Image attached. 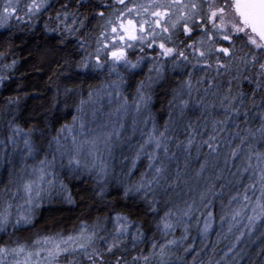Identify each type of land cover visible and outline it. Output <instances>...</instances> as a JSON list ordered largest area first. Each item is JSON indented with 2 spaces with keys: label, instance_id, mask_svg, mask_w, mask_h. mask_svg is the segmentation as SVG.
Listing matches in <instances>:
<instances>
[{
  "label": "snow or ice",
  "instance_id": "6c2138e0",
  "mask_svg": "<svg viewBox=\"0 0 264 264\" xmlns=\"http://www.w3.org/2000/svg\"><path fill=\"white\" fill-rule=\"evenodd\" d=\"M53 11L55 14L49 15V21L55 22L56 27L45 23V28L50 32H60L62 37L64 34L77 36L79 33L77 39L81 41L82 49L88 43L86 39H82L87 31V24L92 21L99 24L94 51L84 55L77 67L94 71L107 69L110 75L114 73L116 80L107 87L118 94L125 82L122 71L132 73L140 68L149 55L146 49L153 50L149 76L136 89L137 113L148 108L152 99V86L163 78L167 63L173 69L192 64L194 69L201 66L202 71L214 70L216 77H230L226 84L217 83L213 77L204 88L205 97L210 94L218 98L217 102L207 101L204 97L196 101L201 109V116L205 117V132H198L191 121L187 122L185 131L189 134L175 143L176 151H170L171 141L177 138L169 135V126L158 131L153 124L152 131L139 146L136 155V159L141 154L148 156L149 171L142 174L134 187L145 199L162 187V181L172 188L182 176L177 167L175 180L169 183V166L178 159V153L184 154V169L187 170L188 158L193 151L199 159L202 150L207 147L208 151L204 153L203 162L196 172L197 177L202 176L209 167L214 166L213 161L220 158L222 133L229 129L231 122L236 131L230 136L229 144L237 139L239 143L231 147L225 157V166L229 160L235 161L240 157L245 162L237 172L242 178L245 173H251L248 177L249 184L242 192L231 197L227 212L220 217L221 225L226 223L229 233L233 229L238 231L234 242L222 257L226 259L234 254V259L239 255L235 249L242 238L245 235L252 238L258 223L264 227V152L257 149V145L264 142V0H26L23 8L20 7L19 0H6L0 5V27H6L12 19L21 20V14L31 21L34 17ZM130 49L133 52L138 50L141 55L135 60L131 59ZM222 56L227 57V60H223ZM245 80L254 84L255 88L244 91ZM200 83L201 81H197V84ZM101 91H90L89 99ZM192 91L193 84L189 74V79L178 86L170 101V107L181 117L189 108ZM84 105L85 101L82 100L77 116L73 117V128L78 122L79 129L78 134L72 133L70 146L62 143V140H68L64 133L72 131L67 125L52 138L49 146L53 142L56 144V153H59L61 162L67 156L71 170L79 171L81 167L94 170L98 180H106L110 174L112 149L119 141L124 127L119 118L121 110L127 113L126 98L125 103L116 109V122L99 128L89 129L88 113ZM217 106L222 109V119L216 118L211 111ZM111 115L110 113L109 116ZM208 116L212 117L211 131H208ZM92 118L94 122L95 110ZM252 119H259V125L251 126ZM169 122H173L171 116ZM241 124L244 125L243 128L240 127ZM10 127L12 135L8 139L13 152H16L18 146L16 137H21L25 151L19 153L21 175L15 171V163L8 158L7 145L0 141L4 161L13 168L9 173L11 187L0 189L4 193V198L0 201V233L8 236L7 241L0 240V264H175L173 257L188 240L189 221L197 212L204 217L203 226L199 228L202 239L207 241L212 233L215 217L209 207L212 199L218 195L214 191V183L198 194L199 205L196 199H192L191 202L184 201L183 207L174 206L167 210L155 226L160 238L153 235L150 250L147 253L139 251L131 256V260L124 253L129 248L136 249L147 238L142 230L143 226L135 224L122 213H116L112 218L114 230L106 235L102 234L106 231L104 222L98 218L93 225L84 223L72 233L45 232L37 234L31 242L19 238L13 240L12 237L17 232L35 226L36 210L46 198L52 199L58 187L62 189L64 186L57 178L55 154L51 159L45 156L38 166L31 167V171H28V159L34 158L37 151L32 139V133L36 129L25 132L19 126ZM85 152L92 157L91 162L84 158ZM242 152L244 154L241 157ZM130 190H125V196ZM20 193L23 195H19ZM100 194L103 195L102 188ZM67 199L69 203L72 202L70 197ZM18 200L23 203H18ZM156 204L153 195L150 201L152 211H156ZM200 223L197 219L198 227ZM181 227L183 232L177 237L176 229ZM219 235L217 233L218 238ZM261 235L264 236V233ZM129 240L131 243L126 244L125 241ZM193 247L194 245L188 244L184 247V252L188 253ZM210 251L215 253V245L211 246ZM260 251L264 253V246ZM196 256H199V252L193 259ZM209 264H212L211 260ZM215 264H220V261Z\"/></svg>",
  "mask_w": 264,
  "mask_h": 264
},
{
  "label": "trees",
  "instance_id": "16d2710c",
  "mask_svg": "<svg viewBox=\"0 0 264 264\" xmlns=\"http://www.w3.org/2000/svg\"><path fill=\"white\" fill-rule=\"evenodd\" d=\"M26 0H19L20 7L23 8ZM3 5V0H0ZM54 11L45 12L39 17H34L28 21L21 14V20L12 19L6 27H0V141L7 145L8 158L12 160L16 167L15 171L20 173L21 165L19 153L24 152V145L21 137H16L18 146L16 152H13L11 141L8 137L12 135L11 127L19 126L25 132L35 128L32 133L33 143L36 146L34 158L28 159L29 169L34 159L43 160L49 150L55 149L53 144L50 145L52 138L56 136L60 129L72 122L80 102L87 97L91 90L101 86L106 73L102 70H82L77 67L80 60L89 53L87 50L88 43L93 40L97 33L90 34V30H97L99 24L92 21L87 24V31L82 39L88 43L85 48L80 47V40L77 36L62 37L60 32H50L45 28V23L50 27H56L55 22L49 21V15L54 16ZM23 21V22H22ZM100 30V28H99ZM98 30V32H99ZM66 37V38H65ZM97 37V36H96ZM95 37V39H96ZM63 40V42H61ZM223 58V57H222ZM15 61V64H13ZM188 67L175 68L168 63L165 67L163 78L158 82L152 91V99L149 104L151 112L159 125L160 130L169 126V135L177 139L170 143V151H176L175 143L183 140L189 133L185 131L187 122L191 121L197 127V131L204 133L205 117L201 116V109L196 104L197 99L204 97L207 101L217 102L218 98L212 95L204 96V88L215 77L217 83L226 84L229 76L216 77L214 70L207 69V74L200 67L194 72H189ZM191 76L193 91L191 93L190 105L183 117L179 116L177 111L170 107V101L178 86L186 82ZM207 77H206V76ZM206 77V82H202ZM141 72L131 74L129 86L132 87L140 82ZM197 81H201L197 84ZM207 84V85H206ZM244 91L248 92L255 88L254 84H249L247 80L243 81ZM69 91H65V90ZM223 90V89H222ZM185 91H187L185 89ZM211 91V90H210ZM185 98H188L187 96ZM10 100L17 101L9 103ZM218 119H222V109L217 106L211 110ZM172 117V123L169 117ZM208 131H211L212 117L208 116ZM260 123L259 119H252L251 126L256 127ZM241 128L244 125H240ZM236 129L231 125L229 129L222 133V143L220 148V158L213 161L205 173L197 177L196 172L199 170L200 163L203 162L204 153L208 149L205 147L197 159V154L193 151L192 156L188 158L189 167L184 169L185 157L182 152L178 153V159L171 162L169 166V183L175 180L176 169L180 168L182 176L178 184L172 188L167 183H162L154 194H150L145 199L140 192L135 191V185L142 177L145 161H141L135 170L133 176L125 171L130 167L133 159L125 156H115L110 163V174L106 180H98L93 172L85 170L83 167L79 171H73L68 164H57L60 166L56 169L58 181L63 183L62 192L58 191L53 195L51 200L45 199L43 205L36 210V223L34 227L17 232L12 239L33 241L37 234L63 232L65 234L78 230L84 223L93 225L97 219L104 222L105 233H112L111 223L116 213L127 215L135 224L142 225L146 241L138 245L136 249H128V259L136 255L139 251L147 253L149 244L153 235L157 239L160 234L155 231V226L159 223V218L174 206L183 207L184 201L191 202L196 199L199 205V193L214 183V191L218 193L212 199L209 210L214 214L215 221L213 231L207 241L202 239L199 228L204 217L197 212L190 223L188 240L173 257L175 264H264V253L260 248L264 246V227L260 224L252 234V238L247 235L236 246L235 251L238 256L230 254V257L222 259L224 251L234 242V236L238 234L237 229L233 233L227 231L228 225H221L220 217L227 212V204L233 195L242 192L249 184L248 177L251 173H245L243 178L237 172L243 162L240 157L235 161L229 160L225 166V157L228 155L231 147L239 143V140L231 141L229 138L234 135ZM206 135V133H205ZM130 137L134 140V137ZM257 149L264 152V142L257 145ZM123 152L125 148H122ZM246 151V149H245ZM129 152V151H128ZM133 154V153H132ZM241 153V157L243 156ZM4 153L0 151V189L11 187L9 185V173L13 168L5 163ZM132 157V156H130ZM59 162V161H58ZM255 162V161H253ZM146 167V166H145ZM147 168V167H146ZM236 173V175H233ZM101 188L103 195L100 194ZM131 189L125 196V190ZM14 191V189H13ZM153 195L156 198V211H152L150 201ZM71 198V203L68 202ZM4 198L3 191H0V201ZM201 211H204L201 208ZM197 219L201 221L197 226ZM183 228L176 229V236L179 237ZM132 229H130V232ZM219 233V238L217 236ZM0 240H8L6 234L0 233ZM130 244L131 241H125ZM188 244L194 247L188 253L184 252V247ZM207 245L208 247H205ZM212 245H215V253L210 251ZM199 252V256L193 257ZM179 258V259H177ZM111 261V257H110ZM86 264V262H85Z\"/></svg>",
  "mask_w": 264,
  "mask_h": 264
},
{
  "label": "rangeland",
  "instance_id": "374dc122",
  "mask_svg": "<svg viewBox=\"0 0 264 264\" xmlns=\"http://www.w3.org/2000/svg\"><path fill=\"white\" fill-rule=\"evenodd\" d=\"M5 2H6V0H3V4ZM13 2H16V0H13ZM95 37H93V40L88 43L87 50H89L88 51L89 53L94 51ZM146 51L149 53L148 57L142 63L141 67L134 71V72H141L142 73V77H141L140 82L146 81V78L149 76L150 60L152 59L153 50L146 49ZM129 53H130V58L133 60H135L137 56L141 55V53H139L138 50L133 52V50L130 49ZM222 59L227 60V57H223ZM187 67L190 70L189 72H194L197 69V67L201 68V66H196V68L194 69L192 64H188ZM102 71H105V73L107 75L106 79L104 78L101 86L96 88V89H100L102 91L98 95H94L91 100L89 99V94L87 95L86 98L83 99V101H85L84 108L88 113L87 119L89 121V129L99 128L102 125H110V124L116 122V120H117V116L115 114L116 109H119L121 107V105L125 103V98H126L127 113L125 114L123 112V110H121L120 118H119L120 123H122L124 125V127L121 130V136L119 138V141L115 144V146L112 149V156H111L110 163L115 156H125L126 161H128L127 157H129L130 159H132L134 157L133 162H135V167H133V164L131 162L130 167L126 168L125 171L127 172V174L131 178L133 176L135 170L137 169L138 165L140 164V162L145 161L144 169L141 172L144 174V173L149 171V169H148L149 159H148V156L145 154H141L140 158L136 159L137 152L139 151V146L147 139V135L152 131L153 124H155L158 131H162V130H160L156 119L154 117L152 118L153 114L151 112L150 106H148L147 109H142L139 113H137V111H136V98H137L136 89H137V86L139 85L140 82H138L136 87H135V85L130 87L129 86L130 85L129 80H128L130 78L131 74L134 72L127 73V72L122 71V75L124 76L125 82L123 83V85H121L122 90L118 94V93L114 92L112 89L107 87L108 84H110L116 80L115 74L113 73L110 75L108 73L107 69L102 70ZM206 72L207 71H204V74H207ZM205 76L202 77L203 78L202 82H206L207 76L206 77ZM159 81H157L153 84L152 89H151V95H152V91H153L154 87L158 84ZM96 89H94V90H96ZM91 91H93V90H91ZM109 92H111V95H108ZM79 107H80V104H79ZM94 110L96 112V118H95V121L93 122L92 112ZM110 113L112 114L111 116H109ZM75 116H77V110H76ZM73 124H74V121L72 120V122L67 125L69 129H72V131L64 133V135H66L68 137V140L67 141L62 140V143L67 144L69 146H70L72 133L76 132L78 134V129H79L78 122H76L75 128H73ZM131 135H133L132 137H134V140L130 137ZM51 144H53L55 146V149H53L51 151L49 150L47 153H45V155L48 156L49 159L52 158L53 154L56 155V169L60 167V166H58L59 164H61V165L68 164L67 156H65L63 158V161L61 162V158L59 156V153H56V144L54 142ZM123 147L125 148L124 152L122 150ZM130 156H132V157H130ZM84 158L87 159L89 162H91V160H92V157L90 155H88L87 152H85ZM105 158L106 159L108 158L107 155H105ZM40 161H36V159H34L31 167L38 166ZM110 169H111V167H110ZM30 171H31V168H30L29 172ZM89 172L94 173V170H91ZM58 191L62 192V189L58 187L56 189V192H58ZM19 195H23V193H20ZM17 202L23 203L22 200H18ZM245 223H246V221H245ZM111 224H112L111 229L113 231L114 230V220ZM200 225L202 228L203 224L201 223ZM258 225H259V223H258ZM233 232H234V229H233ZM245 237H246V235L242 239H244ZM229 257H230V255H229Z\"/></svg>",
  "mask_w": 264,
  "mask_h": 264
},
{
  "label": "flooded vegetation",
  "instance_id": "af4514ba",
  "mask_svg": "<svg viewBox=\"0 0 264 264\" xmlns=\"http://www.w3.org/2000/svg\"><path fill=\"white\" fill-rule=\"evenodd\" d=\"M99 28L97 30H90V34L92 35L93 33H97L96 36H98L99 32H98ZM183 38V37H181Z\"/></svg>",
  "mask_w": 264,
  "mask_h": 264
}]
</instances>
